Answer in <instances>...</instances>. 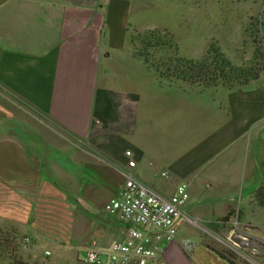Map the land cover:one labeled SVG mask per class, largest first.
<instances>
[{
  "label": "crops",
  "instance_id": "0c3cea01",
  "mask_svg": "<svg viewBox=\"0 0 264 264\" xmlns=\"http://www.w3.org/2000/svg\"><path fill=\"white\" fill-rule=\"evenodd\" d=\"M149 1L0 0V219L86 263L79 247L126 238L129 223L104 206L131 150L146 184L188 186L186 217L154 264H229L202 234L233 210L264 240V85L144 78L129 35ZM185 222L204 233L183 234Z\"/></svg>",
  "mask_w": 264,
  "mask_h": 264
},
{
  "label": "rangeland",
  "instance_id": "374dc122",
  "mask_svg": "<svg viewBox=\"0 0 264 264\" xmlns=\"http://www.w3.org/2000/svg\"><path fill=\"white\" fill-rule=\"evenodd\" d=\"M263 15L264 0H152L138 16L143 29H135L131 34L152 28L160 29L174 39L179 54L195 60L200 59L213 43L234 64L243 65L251 60L256 40L255 22ZM142 64L144 78H157L144 61ZM254 82L264 85V73ZM230 218L235 220L234 212ZM200 225L185 222L182 232L190 236L204 233ZM231 228L232 223L216 231L206 230L202 235L210 245L225 254L230 253L240 264H264L262 247L252 253L250 248L238 249L227 240L226 235ZM27 229L28 226L0 219V264H77L65 257L71 254L67 246L59 241L42 242L41 236L32 237ZM254 229L264 231V227ZM256 242L264 246L260 240ZM85 248L79 247L82 259L85 257Z\"/></svg>",
  "mask_w": 264,
  "mask_h": 264
},
{
  "label": "built area",
  "instance_id": "2783aa9c",
  "mask_svg": "<svg viewBox=\"0 0 264 264\" xmlns=\"http://www.w3.org/2000/svg\"><path fill=\"white\" fill-rule=\"evenodd\" d=\"M125 156L126 166L121 169L123 186L104 208L109 214L118 215L129 223L126 238L114 241L105 248L93 240L85 250L84 261L88 264H154L164 252L165 244L176 238L177 219L186 217L185 206L189 198L187 184L182 182L171 195H165L135 175L136 160L131 150H126ZM233 235L245 239L247 245H237L231 240ZM226 238L238 249L250 248L252 253L260 247L264 249L236 218ZM184 247L190 252L193 244L185 241Z\"/></svg>",
  "mask_w": 264,
  "mask_h": 264
},
{
  "label": "trees",
  "instance_id": "16d2710c",
  "mask_svg": "<svg viewBox=\"0 0 264 264\" xmlns=\"http://www.w3.org/2000/svg\"><path fill=\"white\" fill-rule=\"evenodd\" d=\"M255 31L256 40L251 60L243 65L234 64L213 43L200 59L182 56L174 39L157 28L134 32L129 36V44L132 56L144 61L160 81L181 82L200 89L216 86L231 89L255 81L264 73V15L255 22ZM257 199L263 204L259 194ZM232 214L233 210H229L221 220L228 221ZM217 225L209 228L216 231ZM208 245L229 264H240L230 253L225 254L217 247Z\"/></svg>",
  "mask_w": 264,
  "mask_h": 264
},
{
  "label": "water",
  "instance_id": "95a60500",
  "mask_svg": "<svg viewBox=\"0 0 264 264\" xmlns=\"http://www.w3.org/2000/svg\"><path fill=\"white\" fill-rule=\"evenodd\" d=\"M231 240L233 242H235L237 245L241 246V247H245L247 245V242L245 239L240 238L237 235H233L231 236Z\"/></svg>",
  "mask_w": 264,
  "mask_h": 264
}]
</instances>
